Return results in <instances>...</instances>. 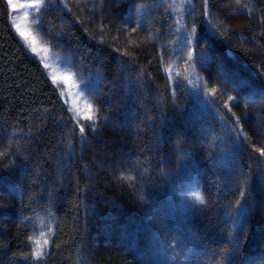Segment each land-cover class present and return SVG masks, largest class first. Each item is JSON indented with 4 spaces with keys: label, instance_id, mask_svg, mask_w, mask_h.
<instances>
[{
    "label": "trees",
    "instance_id": "trees-1",
    "mask_svg": "<svg viewBox=\"0 0 264 264\" xmlns=\"http://www.w3.org/2000/svg\"><path fill=\"white\" fill-rule=\"evenodd\" d=\"M57 4L65 17V40L57 46L78 76L94 77L99 123L87 130L86 143L41 62L18 37L9 4L0 0V152L9 141L22 149L0 157V264H108L114 255L131 264H174L160 250H147L131 230L138 220L133 188L95 163L135 166L154 209L162 205L168 166L185 151L212 202L211 210L194 214L205 247L210 250L213 239L216 250L232 242L218 223L243 186L251 211L236 232L238 251L229 264H246L264 251V156L256 151L264 148V0H208V16L203 0H98L83 10L71 0L67 8ZM130 18L140 27L125 35ZM221 68L232 83L221 78ZM213 88L214 96L202 94ZM211 109L240 132L243 151L233 149ZM226 153L237 178L225 173ZM50 216L58 223L48 229ZM209 218L215 220L206 223ZM129 239L137 247L125 248ZM36 240L44 259L33 261Z\"/></svg>",
    "mask_w": 264,
    "mask_h": 264
},
{
    "label": "rangeland",
    "instance_id": "rangeland-1",
    "mask_svg": "<svg viewBox=\"0 0 264 264\" xmlns=\"http://www.w3.org/2000/svg\"><path fill=\"white\" fill-rule=\"evenodd\" d=\"M61 1H64L65 4V0ZM12 2L16 5L15 8H12L9 5L15 31V25H19L26 33L36 37L38 46L45 45L49 48L47 60L45 61L51 65L49 68L44 67V62L41 61L40 56L32 53L29 49L28 51L41 62L50 81L52 82L50 73L57 76L69 75L71 77L67 84L61 82L59 87L53 82L52 84L59 94L61 93V90H63L64 95L62 96L60 94V96L67 109H79V123L85 126V134L83 137L80 136L86 141V143L91 142L86 135L88 125L92 121L84 119L83 117L86 115H93V112L88 111V104L93 106L95 116L99 117L96 111V92L98 86L96 82L93 81V76H85V78L81 75L78 76L73 67H69L71 64L65 56V50L58 47L59 45L62 46L61 43L65 40V17L63 11L57 4V0H43V3L40 5V11L35 13L34 9L28 7V5L35 4L36 0H12ZM97 2L98 0H71V4L75 5V7L80 10H83V8L95 7ZM25 13H27V15H25ZM43 24L45 25V28ZM131 27L132 25L127 22L124 24L123 29L125 35L133 33L131 32ZM39 28L44 30V32L41 33ZM178 32L180 31L178 30ZM17 35L24 43L18 33ZM54 45H58V48L54 47ZM41 55H43V53H41ZM85 82H88L91 91L84 90ZM211 112L213 117L223 126L227 138L231 139L230 144L233 149L238 153L243 151V148H238L236 142H234V133L229 131L231 128L222 118L221 114L215 109H211ZM69 113L71 117L74 116L72 111H69ZM73 120L77 121V118H73ZM98 123L99 118L96 121V128ZM157 138L159 141V135L156 136V139ZM228 156L229 154L226 153L223 158L224 165L222 166L224 167L225 173H231V175L234 174L237 178V169L227 167L228 163L226 159ZM190 161L191 154L189 151H185L182 153L181 162L174 161L171 163L172 166H168V170L171 173L170 180L160 186L163 192L159 201L161 200L162 205L161 208L155 207L154 209L152 208L153 204H151L149 196H147L148 191L146 192L144 187L142 188L143 199L139 198L141 194V186L139 185L141 184L135 173L137 170L135 166L132 165L131 168H128V166H120L121 164L113 161V159L108 162L101 160L95 164L100 169H104L107 176L111 177L115 182H118L122 186H128L129 184L135 183L136 186L134 188L132 187L135 201L133 214H135L138 220L131 230L135 232L138 239L147 242V247H149L147 250H160L161 253L163 255L165 254L164 256L174 264H217V262L225 256V264H229L236 252L232 250L234 244H238L239 246V239L237 238L238 233L236 232L241 230L244 220L247 219L248 214L251 211L250 206L246 201L241 200L240 203L244 206V211L241 215L236 216L234 210L236 201H233V205L231 204V207L223 213L218 223L220 231L233 235L230 237L232 242L226 244L224 249L216 250L218 245H216V239H213L210 244L211 251L208 250L204 245L205 232H202L199 227L194 225L196 218L194 214L198 211L199 213L203 212L205 209L211 210L210 207L212 202L202 193L196 174L194 170L189 167L188 162ZM121 172H123L124 175L136 176L137 182L121 181L119 179V174ZM239 186L240 184H237L236 188ZM196 195H202L205 198L206 203L202 205L196 201L194 199ZM156 204L157 202H154V205ZM261 211L264 213V204H261ZM208 212L209 211H207L206 214H208ZM144 217L145 220L142 219ZM214 220L215 219L213 218H209L206 223L210 224V222H213ZM57 223L56 218L50 216L46 225L47 228L49 226H51L49 228H53L57 226ZM225 236L229 237V235ZM133 243V240L129 239L124 247L130 250L133 246H136ZM225 250H227L226 253ZM162 257L159 256L160 259H162ZM106 262L108 264H131L127 257L123 255L107 257ZM246 264H264V251H256L253 253L247 259Z\"/></svg>",
    "mask_w": 264,
    "mask_h": 264
},
{
    "label": "snow or ice",
    "instance_id": "snow-or-ice-1",
    "mask_svg": "<svg viewBox=\"0 0 264 264\" xmlns=\"http://www.w3.org/2000/svg\"><path fill=\"white\" fill-rule=\"evenodd\" d=\"M7 3L12 8H15L16 7V5L13 4L12 0H7ZM42 3H43V0H36V3L35 4L28 5V7L33 8L34 9V13L35 12H39L40 11V5ZM100 3L102 4L103 3V0H100ZM203 5H204V15L205 16H208L209 15L208 0H203ZM65 7L67 8L68 5L65 4ZM244 7L247 8L248 7L247 4H245ZM25 15H27V13H25ZM249 15H251V10L250 9H249ZM37 20H38V18H37ZM128 23L132 25L131 32H136V30L140 27V22L138 20H134V19H131L130 18L129 21H128ZM209 23H211V21H209ZM213 27H216V26L213 25ZM15 28H16V31L19 34V36L23 39L25 47L27 49H29L32 53L36 54L37 56H40L41 61L44 62V67L45 68L51 67V65L49 63L45 62L47 60V54L49 52V48L47 46H45V45H39L38 46L36 37L33 36V35H31V34L26 33L23 29L20 28L19 25H15ZM118 31H121V29H118ZM195 31H196V29H195V27H193L192 28V34H194ZM190 41H191V35L188 36L187 42L190 43ZM41 53H43V55H41ZM125 54H127V53H125ZM188 59L189 60L192 59V53L191 52L188 55ZM69 67H73V66L69 65ZM50 75H51L52 82L54 84H57L58 87H59V84L61 82L67 84L68 81L71 79V77L69 75L57 76V75L52 74V73H50ZM221 78L224 79V80H227L229 83H232L233 82V78L229 75V73L227 72V70H225L223 68H221ZM190 83H191V81H190ZM84 90L91 91L88 82H85L84 83ZM209 93L214 96L215 93H216V89L213 88V89H211V90H209L207 92H204L202 94L203 95H209ZM60 94L62 96L64 95L63 90H61V93ZM228 100L229 101H234V100H236V97H233V96L229 95L228 96ZM208 103L213 108H215L217 110L220 107V105H218L215 101H211L210 100V101H208ZM238 103L239 102L237 101V104ZM223 106L226 107V108H228L229 111H231V109H232V105H230L227 102ZM87 108H88V111L89 112H93V115H86L83 118L92 121L88 125V130L89 131H94L95 128H96V121H97L98 117L95 116V113L93 111V106L91 104H88L87 105ZM68 111H72L74 113V116L73 117H70L69 119L77 118L78 131H79L80 135L83 137L84 134H85V126L83 124H80L79 123V119H78V117H79V109L70 108V109H68ZM96 111H98V109ZM233 115H235V114L233 113ZM235 123H237V124L239 123V117H236ZM229 131L232 132V133H234L233 140H234V142H236L237 147L238 148H242L243 145H242V142L239 139L240 132L237 131V129H235V128L230 129ZM9 149H14V151L12 153L13 155H16V154H18V153H20L22 151V149H21V147H20V145H19L18 142H16L15 144H13L12 141H9L7 148H5V150L3 152H0V157L5 156L8 153V150ZM256 151H258L260 153V156H264V148H258V149H256ZM142 175L143 174H141V178H142ZM119 179L121 181H133V182H137V177L136 176H133V175H124L123 172H121L119 174ZM128 186L134 188L136 185H135V183H133V184H129ZM140 191H141V194H140L139 198L140 199H143L142 186H141V190ZM245 194H246V189L242 186L241 189L238 191V198H237V200L235 202V205H234V210L236 212V216L241 215V213L244 211V206L240 203V201L245 199ZM194 199L196 201H198L202 205L206 203L205 198L202 195H196L194 197ZM49 215H51V214L49 213ZM41 235L43 236V235H45V233L41 232ZM34 244L36 245V247L33 248L32 260L33 261L43 260L44 259V252H43V249L40 248V246H39L40 245V241L39 240H36V241H34ZM45 244H47V241H45ZM59 246H60L59 244H56L55 245V247H57V248ZM232 250L233 251H238V244H234ZM226 252H227V250H225V253ZM25 259H27V257H25ZM225 259H226V256L223 257L220 261H218L217 264H225Z\"/></svg>",
    "mask_w": 264,
    "mask_h": 264
}]
</instances>
